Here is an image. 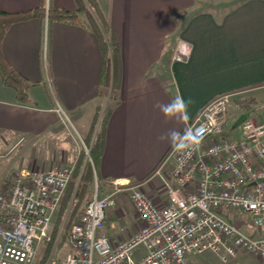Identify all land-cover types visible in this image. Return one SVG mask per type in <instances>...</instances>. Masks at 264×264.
I'll return each mask as SVG.
<instances>
[{"label": "crops", "instance_id": "obj_1", "mask_svg": "<svg viewBox=\"0 0 264 264\" xmlns=\"http://www.w3.org/2000/svg\"><path fill=\"white\" fill-rule=\"evenodd\" d=\"M42 4L44 0H0V9ZM48 5L74 10L77 1L48 0ZM88 6L115 35L119 79L113 95H100L102 53L88 25L46 17L14 23L4 35L2 53L33 84L27 102H19L0 77V133L7 140L2 139L9 141V153L25 142L22 164L46 169L54 163L51 159L73 156L59 138L60 133L69 136L68 127L52 110L51 89L83 133L72 137L78 147L87 141L92 148L97 118L108 107L96 175L100 181H130L147 190L154 186L151 194L165 204L167 195L157 189L160 180L154 173L172 143L159 137L170 130L181 132L219 93L264 86V0H94ZM179 39L190 43L189 55L167 60L166 46ZM178 95L193 100L186 120L168 119L157 107ZM109 209V237L130 236L137 217H120L121 209ZM203 258L192 254L191 263Z\"/></svg>", "mask_w": 264, "mask_h": 264}, {"label": "built area", "instance_id": "obj_2", "mask_svg": "<svg viewBox=\"0 0 264 264\" xmlns=\"http://www.w3.org/2000/svg\"><path fill=\"white\" fill-rule=\"evenodd\" d=\"M190 50V43L179 39L173 61H182ZM51 92L52 110L64 119L65 110ZM231 94L207 100L180 132L194 137L192 146L171 145L156 168L167 191L166 206L130 181H111L115 188L105 194L95 183L67 233V253L59 257L54 246L46 264H192V254L211 250L227 260L238 249L264 264V121L246 117L231 129L225 119ZM71 175L68 165L22 169L7 191L0 190V264H32L38 248L53 241L52 218ZM122 191L140 226L113 241L107 210ZM237 211L247 212L251 224L231 219L230 212Z\"/></svg>", "mask_w": 264, "mask_h": 264}, {"label": "rangeland", "instance_id": "obj_3", "mask_svg": "<svg viewBox=\"0 0 264 264\" xmlns=\"http://www.w3.org/2000/svg\"><path fill=\"white\" fill-rule=\"evenodd\" d=\"M46 5H48V0H44V4H42V6L45 7V9L49 7V5L48 6ZM88 5L89 4H87L86 6ZM88 7H89L88 8L89 11L93 14V16L95 15L94 17H97L96 14H94V10H91L90 6ZM81 19L83 21H86L87 20L86 14L84 13L81 14ZM175 44L176 42L170 43L168 46H166L164 55L165 58L169 61H173L172 54ZM256 87L257 88L248 89V90L243 89L240 91H235L234 93H232L230 96L227 97L225 119L228 123H232L241 113H245L244 111L245 109L240 105V102H244L247 100H249L252 104L251 105L252 110L249 113L250 115L248 116V118H251L252 120L255 121H264V86L262 87L256 86ZM66 113L69 116L68 112ZM97 119L98 121H101L102 114ZM63 121L67 124L68 127L67 133L69 134V136L60 133L59 138L63 139L64 143H66L70 153L73 156H71L70 159L67 158L51 159V161H53L54 163L52 164V166H48L46 169L36 165L29 166V165H24L25 163L22 164L23 159H20L21 157L20 155L24 154L25 142H20L16 147V150L9 153L10 151L9 141L6 142L3 141L2 135H4V133L3 134L0 133V190L7 191V188L13 183L14 178L21 172L22 169L45 171L53 167L66 166V165L72 168V175L70 181L68 182L64 191L62 192L57 210L52 218L53 242L49 244V247L47 246L48 244L47 245L43 244L38 248L36 257L32 262V264H46L47 259L50 255L49 251L52 252L54 246L57 247L56 255H58L59 257H63L67 253L69 249V247L66 245L67 233L71 228L72 224L77 221V218L82 211V207L84 203L91 196L94 190L95 183L98 185L100 193L102 194H105L115 188L112 182L100 181L98 175H96V171L93 170L91 147L89 146L88 142L84 141V144L83 142L82 143L80 142L79 143L80 148H79L73 141L72 137L77 138L78 137L77 133L83 136L80 127L77 124H75L76 122L69 120L68 117H65ZM4 138L7 140V136L4 135ZM49 144L52 145L53 142L51 141L49 142ZM87 148H88V154H86L85 152ZM15 153H16V157H15ZM157 168H159V166ZM88 170H90V175L92 176L91 180H89L88 177L84 178L82 176V174ZM94 171H95V175H94ZM155 177L156 179L160 180V183H158L159 185H157L158 186L157 189L160 190L159 188H161V190H163L164 193L167 195V191L163 185L162 180L158 176ZM155 177L152 180V182L156 180ZM141 189L144 192L152 195L151 196L152 199L156 204H158L155 197L153 196L155 195L154 192L153 194H151L153 190H156L154 186H152L149 190L144 188ZM167 202H168V198H167ZM167 202L165 204H158V205L163 207L166 206ZM118 204H120L119 209H121L120 217H122L123 215L125 217L127 216L132 217L133 219L135 217L136 219L138 214L133 208L127 192L122 191L117 195V205ZM117 205L115 206L113 205L114 207L111 206L114 208V209L112 208L113 210L109 209L111 210V213H114L116 210L119 212V209H116ZM229 216H232L230 217L231 219L244 221L245 225L251 224V219L247 214V212H243V211H237L234 213L230 212ZM137 221H139L138 218ZM106 225H107V221H106ZM139 226L140 223H137L135 227V231L136 229H138ZM46 249H50V250L47 251ZM202 256L204 257L203 262L198 261L197 264H259L258 257L253 256L242 249H238L236 255L233 257H229L227 260H222L218 253L212 252L211 250H206L202 252Z\"/></svg>", "mask_w": 264, "mask_h": 264}, {"label": "trees", "instance_id": "obj_4", "mask_svg": "<svg viewBox=\"0 0 264 264\" xmlns=\"http://www.w3.org/2000/svg\"><path fill=\"white\" fill-rule=\"evenodd\" d=\"M77 6L74 10H69L63 7L38 6L35 8L24 9L19 11H5L0 9V77L5 86L12 87L16 92V97L19 102H27L28 89L33 84L28 81L18 70H16L5 58L2 53V41L6 31L14 23L29 20L31 18L46 17L48 20L62 21L74 24L88 25L98 37L101 53H102V67L99 79L100 95H113V88H116L119 79V61L117 54V44L114 32L108 26L107 22L96 13L97 17L89 11L87 4L93 5L94 0H76ZM87 3V4H86ZM86 14V21L81 19V14ZM112 90V91H111ZM112 92V93H111ZM244 107L247 117L252 110L251 102L249 100L240 102ZM109 108L105 107L102 113V120L99 123V129L96 132L93 146L91 148V158L93 161V170L96 171V163L102 150L103 140V125L106 121ZM90 168V167H89ZM84 178L88 177L91 180L90 170L82 174ZM91 197V196H90ZM89 197V198H90ZM87 199V201L89 200ZM86 201V202H87ZM53 242V241H52ZM52 242L48 243L51 244ZM47 251L50 249H46ZM50 252V251H49ZM49 254V253H48Z\"/></svg>", "mask_w": 264, "mask_h": 264}, {"label": "clouds", "instance_id": "obj_5", "mask_svg": "<svg viewBox=\"0 0 264 264\" xmlns=\"http://www.w3.org/2000/svg\"><path fill=\"white\" fill-rule=\"evenodd\" d=\"M193 103L191 98L185 99L183 96H176L171 102L167 104H159L157 107L168 119L186 120L189 115V107ZM159 139L161 141L169 140L173 147L177 149H186L192 146L194 137L190 133L181 135L176 130H170L162 134Z\"/></svg>", "mask_w": 264, "mask_h": 264}, {"label": "water", "instance_id": "obj_6", "mask_svg": "<svg viewBox=\"0 0 264 264\" xmlns=\"http://www.w3.org/2000/svg\"><path fill=\"white\" fill-rule=\"evenodd\" d=\"M247 115L245 113H241L231 124V129L239 125L243 120H245Z\"/></svg>", "mask_w": 264, "mask_h": 264}]
</instances>
